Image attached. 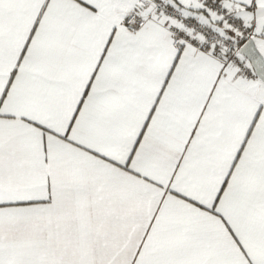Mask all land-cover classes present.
I'll list each match as a JSON object with an SVG mask.
<instances>
[{
    "label": "snow or ice",
    "instance_id": "6c2138e0",
    "mask_svg": "<svg viewBox=\"0 0 264 264\" xmlns=\"http://www.w3.org/2000/svg\"><path fill=\"white\" fill-rule=\"evenodd\" d=\"M0 264H264V0H0Z\"/></svg>",
    "mask_w": 264,
    "mask_h": 264
}]
</instances>
